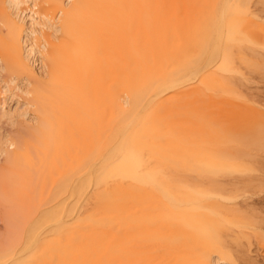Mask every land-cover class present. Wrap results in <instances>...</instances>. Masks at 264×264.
Segmentation results:
<instances>
[{
    "label": "bare ground",
    "instance_id": "bare-ground-1",
    "mask_svg": "<svg viewBox=\"0 0 264 264\" xmlns=\"http://www.w3.org/2000/svg\"><path fill=\"white\" fill-rule=\"evenodd\" d=\"M0 66V264H264V0H0Z\"/></svg>",
    "mask_w": 264,
    "mask_h": 264
},
{
    "label": "rangeland",
    "instance_id": "rangeland-1",
    "mask_svg": "<svg viewBox=\"0 0 264 264\" xmlns=\"http://www.w3.org/2000/svg\"><path fill=\"white\" fill-rule=\"evenodd\" d=\"M50 32L52 31V30H49ZM3 67H1L0 66V75L1 76H3L4 78H7V77H12V74H10V73H7V75L5 74V70H4V72H3ZM3 73V74H2ZM4 75H6V76H4ZM16 80L17 81H15L16 83H18L19 84V86H24L25 85V83H26V79L24 78L25 76L23 75V74H19V75H16ZM22 89L24 90V91H19V93H18V95L16 96V95H12L13 93L11 92V91H9V90H4V89H2L3 91H2V94H1V96H2V101H4L5 103H3V106H0V141L1 142H3L4 140H6V138L7 139H9V138H12L13 136H17L18 134H20L21 132H23L22 130H23V128L25 127L24 125H23V123H22V121H23V117L22 116H20L19 114H20V112L22 113V111L24 110L25 111V109L27 108V106H25V102H26V100H27V94L25 93V88H23L22 87ZM5 92H8V93H5ZM9 92H11V94L9 93ZM25 93V95H26V98L25 97H23V95H24V93ZM21 94H22V99L23 98H25V99H23V100H20L21 99ZM20 95V96H19ZM15 96V99L13 98ZM19 96V97H18ZM14 100H13V99ZM19 99V103L17 102V101H15L16 99ZM25 100V101H24ZM23 103V104H22ZM19 104H21L22 105V107L20 108H18V110H17V107H18V105ZM1 107H3V108H1ZM23 108V109H22ZM12 111H14L15 113H19V114H15L14 112H12ZM6 112L8 113H13L12 115L14 116L13 118H9V117H11L10 115L11 114H6ZM19 115V116H18ZM8 116V117H7ZM17 118H16V117ZM18 117H20V118H18ZM22 117V118H21ZM15 118V119H14ZM9 119H10V121H9ZM16 119H18V121L16 120ZM20 119V120H19ZM13 120V121H12ZM18 122V123H17ZM17 123V124H16ZM16 125H18L17 127H16ZM24 126V127H23ZM23 127V128H22ZM18 128V129H17ZM21 128V130H19ZM17 132V133H16ZM10 136H9V135ZM9 136V137H7V136ZM2 136H6L5 137V139L2 137ZM15 136V137H16ZM2 138V139H1ZM3 140V141H2ZM0 142V146H3V147H0V151L5 147V142H4V145H3V143H1ZM2 144V145H1ZM2 148V149H1ZM0 156H1V158L3 157L2 156V154H0ZM0 158V159H1Z\"/></svg>",
    "mask_w": 264,
    "mask_h": 264
}]
</instances>
